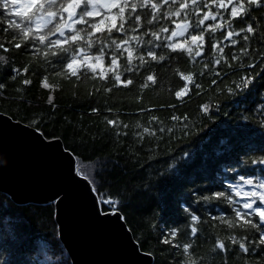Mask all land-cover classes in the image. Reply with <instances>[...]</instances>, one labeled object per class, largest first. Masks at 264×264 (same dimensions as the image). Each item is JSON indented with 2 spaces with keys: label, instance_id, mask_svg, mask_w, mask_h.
<instances>
[{
  "label": "snow or ice",
  "instance_id": "obj_1",
  "mask_svg": "<svg viewBox=\"0 0 264 264\" xmlns=\"http://www.w3.org/2000/svg\"><path fill=\"white\" fill-rule=\"evenodd\" d=\"M0 25L3 26L0 31L11 33V39L0 43V49L8 52L10 45L11 49L38 58L44 68L40 87L50 92L58 88V84L50 82V76L64 80L75 78L85 83L91 79L100 82V86H94V92L89 95L114 94L121 89L131 90L130 86H133L140 92L137 101H142L143 90L159 85L160 70L168 69L184 81L169 89L176 102L169 103L167 108L176 110L185 103L186 97L190 99L191 94L207 91L199 78L213 77L209 84L212 92L231 96L250 93L258 79L264 80V0H0ZM257 41L261 47L253 48ZM229 46L237 47V50L226 53ZM182 57H187L186 70L178 66L173 68L172 63L180 64ZM0 64H8L6 56L0 55ZM30 70V64L12 67L10 77L15 81ZM229 75L236 78L226 82ZM32 83L28 78L21 81L25 86ZM5 88L6 84L0 82V96ZM16 91L19 93L22 89ZM211 100L209 97L208 102L198 105L202 119L211 120L213 112L220 110L219 103L213 104ZM47 102L53 104L51 94ZM98 111V108H92L93 113ZM107 111L112 112L113 108L109 107ZM140 111L148 112L149 109L142 107ZM258 112L264 124V104L259 106ZM170 119L180 125L179 131L185 136L198 134L197 126L187 114L172 115ZM105 122L112 128L129 127L118 115L113 119L105 117ZM158 124L163 121L155 115L149 116L147 126L137 120L134 128L138 131L134 135L140 141L146 136L162 139L166 132L175 135L176 124L153 126ZM32 125L44 139L39 128L40 119H33ZM56 144L59 145V140ZM209 145L184 151V167L207 163L208 152L214 157L222 156L229 150L226 146H230V141L219 140L215 149H210ZM75 155L68 152L69 171H76L88 183L95 197L97 213L123 218L120 201L97 185L94 169L85 174L84 170L75 167ZM238 163L256 167H244L243 172L232 167L235 176L224 190L199 197L207 203L222 200L228 205L224 211L230 210L227 217L212 216L231 232L215 240L209 253L212 258L209 264H214L218 256L222 264H229L227 257L237 254L249 259L256 257L255 264L264 262V150L261 155L248 156ZM184 211L192 221L188 242H175L178 228H172L167 236L162 234L161 242L171 244L181 252L180 264H206V257L197 254L196 240L200 234L197 225L201 223V217L190 207ZM226 241L235 247L230 248Z\"/></svg>",
  "mask_w": 264,
  "mask_h": 264
},
{
  "label": "trees",
  "instance_id": "obj_2",
  "mask_svg": "<svg viewBox=\"0 0 264 264\" xmlns=\"http://www.w3.org/2000/svg\"><path fill=\"white\" fill-rule=\"evenodd\" d=\"M10 39L11 33L0 31V43ZM8 47V52L0 49V55L8 60L7 65L0 64V82L6 84L0 96V112L32 127V120L39 118L40 132L47 139L60 138L65 148L76 154L79 169L85 174L94 169L97 185L120 201L123 219L126 218L124 220L141 250L153 256L152 264H180L181 252L171 244H163L161 239L162 234L167 236L172 228H178L175 242H188L192 221L184 209L190 207L201 217V223L197 225L200 228L197 254L205 256L206 264H209L212 259L209 253L215 240L231 232L212 216L227 217L230 210L224 211L228 205L222 200L207 203L199 197L224 190L235 176L232 167L241 172L244 167H256L250 163L242 166L238 161L259 156L264 150V124L258 112L259 106L264 104V80L258 79L250 93L231 96L212 92L209 84L213 77L199 78L207 91L191 94L190 99L186 97L185 103L172 110L167 105L176 101L169 89L184 81L168 69L160 70L159 85L143 90L142 101H137L140 92L133 86H130L131 90L121 89L114 94L89 95L94 92V86H100V82L91 79L85 83L75 78L64 80L50 76V82L58 84V88L50 92L40 87L44 68L39 59ZM259 47L258 41L253 43V48ZM236 50L237 47L229 46L225 52ZM185 61L187 57H182L181 63L173 62L172 67L186 70ZM25 64L31 65L30 72L13 81L10 69L22 68ZM24 78L31 79L32 85H22ZM235 78L229 75L226 82ZM17 88L22 91L17 93ZM50 94L52 105L47 102ZM209 97L213 104L220 105L219 112H213L211 120L202 119L198 113V105L208 102ZM94 107L99 111L93 113ZM109 107L113 108L112 112L107 111ZM142 107L149 111L141 112ZM183 114L197 126L198 134L185 136L179 131L180 125L170 119L172 115ZM117 115L120 121L129 125L127 129L106 124L105 117L113 119ZM151 115L163 121V124L153 126L176 124L175 135L166 132L162 139L146 136L140 141L134 135L138 131L134 124L140 120L147 126ZM201 127L203 131H199ZM124 132L128 135H123ZM221 139L230 141V146H226L229 150L222 156L214 157L208 152L207 163L184 167V151L202 149L210 141L209 148L215 149ZM226 243L230 248L235 247L230 241ZM227 259L229 264H255L256 257L249 259L237 254ZM55 261L71 264L59 240L54 205H16L8 195L0 193V264H54ZM214 264H222L219 256Z\"/></svg>",
  "mask_w": 264,
  "mask_h": 264
},
{
  "label": "water",
  "instance_id": "obj_3",
  "mask_svg": "<svg viewBox=\"0 0 264 264\" xmlns=\"http://www.w3.org/2000/svg\"><path fill=\"white\" fill-rule=\"evenodd\" d=\"M68 152L60 138L41 139L32 126L0 112V193L16 205L53 204L71 264H152L123 218L97 213L88 183L69 171Z\"/></svg>",
  "mask_w": 264,
  "mask_h": 264
},
{
  "label": "bare ground",
  "instance_id": "obj_4",
  "mask_svg": "<svg viewBox=\"0 0 264 264\" xmlns=\"http://www.w3.org/2000/svg\"><path fill=\"white\" fill-rule=\"evenodd\" d=\"M229 80V79H228ZM187 99V98H186ZM256 150V149H255ZM259 150V149H258ZM7 225V224H6ZM7 227V226H6ZM11 227V226H10ZM180 243V242H179ZM183 243V242H182Z\"/></svg>",
  "mask_w": 264,
  "mask_h": 264
}]
</instances>
